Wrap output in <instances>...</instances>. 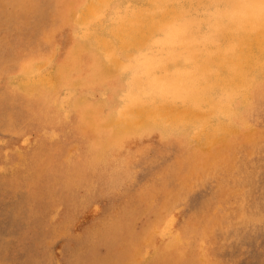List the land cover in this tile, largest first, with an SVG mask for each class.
<instances>
[{"label": "rangeland", "instance_id": "1", "mask_svg": "<svg viewBox=\"0 0 264 264\" xmlns=\"http://www.w3.org/2000/svg\"><path fill=\"white\" fill-rule=\"evenodd\" d=\"M4 1L0 0V264H148L154 258L164 264H264L263 140L239 145L235 152L225 145L217 156L213 150L196 152V166H190L194 144L181 140L170 126L146 127L104 149L83 130L85 110L94 105L100 113L113 114L114 100L129 86V76L148 74L144 65L150 49H128L131 55L117 52L115 73L110 69L103 74L104 64L95 59L96 68L88 76L85 63H92L91 55L73 49L74 55L67 53L88 31L72 14L85 0ZM57 66L69 73L62 71L64 80L39 97L16 86L21 81L33 84ZM253 109L249 123L262 130L264 99ZM107 131L96 129L101 135ZM228 151L240 159L236 178L229 179L225 172L231 161L223 158ZM215 156L225 160L223 167ZM201 159L215 168L208 176L202 173ZM237 186L243 188V196L236 194ZM73 187L78 188L74 193ZM172 249L180 252L177 260Z\"/></svg>", "mask_w": 264, "mask_h": 264}, {"label": "bare ground", "instance_id": "2", "mask_svg": "<svg viewBox=\"0 0 264 264\" xmlns=\"http://www.w3.org/2000/svg\"><path fill=\"white\" fill-rule=\"evenodd\" d=\"M5 1L3 4L6 3ZM71 1L73 2V0H70V2ZM78 3L80 4V2ZM63 5H66V3ZM67 6L64 7L67 8ZM114 7L115 9L112 10V8ZM69 10L71 11V9ZM73 11L74 12L72 14L75 13V15L78 17H75L76 20L79 23L81 22L82 26L84 24L88 28V31L85 35L80 37V41L77 40L79 42H76L77 44H75L73 48L68 47L70 50L68 49L67 53L69 54L70 52L73 54V51H75L77 53H81V55H91L93 64L90 61L85 63L86 67L89 66L88 68L90 70L88 76L96 68V66H94L95 59L99 61L100 64H104V67H101L103 69L102 71H104L103 74L108 72L110 69L112 73L116 70V64L118 65V62H120L119 59H117V52L126 51L127 53H129L127 51L128 49H150V54L147 55L149 61L144 65L145 71L147 70L148 74H141L138 76L135 75L136 77L133 78L131 77L132 75L129 76V86L127 85V88L123 89L122 92L118 96H116V100H114V111L111 109L113 111V114L106 115L100 113L94 105L88 106V108L85 110V115L87 116L81 122L85 124L83 130H85L89 135L90 140L98 141L97 144H101V142L104 144L105 141H111L109 146H104L103 144L100 145L104 149H108L110 147L118 145V142L126 138L129 133L135 134L137 132H142L146 127L149 126V130H153L151 126H158L161 128H167L168 126H170L175 130L177 134L180 135L181 140H190L194 144L190 155V166H196V163L200 161V158L198 156L196 157L197 160L194 156L196 152H206L207 150H213L212 153H210H217V156L218 153L222 154L225 145L229 146L228 148L235 152V149L237 147H240L239 145H245L248 143L257 145L260 140H263L264 142V129H256L255 127L250 125L248 119L251 114V110L255 106L256 101L258 102V100L264 99V0H85L83 4L79 5L78 8ZM75 18L73 17L72 22ZM64 23L66 24L65 21ZM129 54L131 55V53ZM70 57L73 56H69V58ZM127 57H129V55ZM80 58L82 57L80 56ZM43 63L45 65V62ZM43 63H41L40 65H42ZM111 63H114L115 65ZM81 65L83 66V64ZM59 69L61 68H58L57 66V68L55 70L53 69L52 72L41 75L40 78H38L33 84H30L26 81H21L20 83H16V86L21 87V90H30L32 93L31 96L33 97L34 95L39 97L42 94L50 91L55 83L57 84L64 80L63 72L67 69ZM143 69L140 68L139 71L141 72L143 71ZM29 72L27 71V73ZM66 72L69 73L68 71ZM71 74L73 75L74 73ZM113 74L111 75L113 76ZM122 75H124V73ZM79 76H82V74H80ZM67 77L68 79L72 78V76ZM109 77L111 76L109 75ZM95 78L96 77H94V79ZM101 83H103V81ZM116 86H118V84ZM119 86H122V84H120ZM71 88L73 89V87ZM116 89L118 90L122 88L117 87ZM71 90L69 91L70 94ZM27 95L28 97L30 96L28 93ZM79 95H81V93ZM49 109L47 107V109L45 110ZM253 110L255 111V109ZM80 115H84V113ZM43 116L45 117L47 115L44 114ZM51 116L53 117V113L51 114ZM55 118V120H57V115H55ZM52 119L54 120V118ZM97 127H107L108 133H105L106 135H101L99 134L100 132L97 133ZM98 134L99 137L97 139ZM139 134L141 136V133ZM171 134L172 133L170 132V134L167 135L170 136ZM167 135L165 134L164 137H166ZM127 138L130 137L128 136ZM214 146L220 147L222 148V150L220 148H216L215 151ZM104 153L105 152L103 151H98V155H102ZM230 153L231 152L228 151L223 156V158L231 160L229 162L230 166L228 165V170H225V172L229 175V179L236 178V166L240 161L238 156H231ZM218 158L219 157H217L216 159ZM217 162L219 164V167L221 168L223 167V163L225 162V160L218 159ZM204 163H206V161L204 162V160L201 159V163L199 165L201 166V170H204L202 173H204L205 175L210 173L212 169H215L208 168V165ZM240 166L241 162L239 164V167ZM79 174L81 175V173ZM71 175L73 176V174ZM73 177H75V175ZM86 178L87 177H85V179L83 180H85L87 184ZM76 180H80L82 182L81 179H75V182H77ZM69 183L72 184V182ZM71 184L70 186H72ZM240 187L237 186L236 194L238 195L239 193V195L241 194V196H243L244 190ZM76 189H73V193ZM94 191L95 190H93V192ZM212 191L213 190L209 192L212 193ZM88 199L89 197L87 198V200ZM166 200L168 199L166 198ZM241 214L242 216H244L242 212ZM247 216L249 215H246V217ZM198 222L199 221H197V223ZM207 223L205 224L207 225ZM193 224L195 225V223ZM118 227H116L117 230ZM171 255H173V258L175 260H177L179 258L180 252L177 251V249H172ZM148 264H164V261L159 258H154L150 260Z\"/></svg>", "mask_w": 264, "mask_h": 264}]
</instances>
